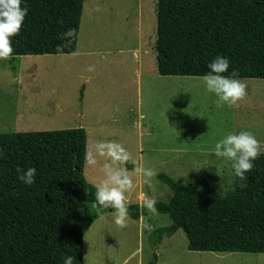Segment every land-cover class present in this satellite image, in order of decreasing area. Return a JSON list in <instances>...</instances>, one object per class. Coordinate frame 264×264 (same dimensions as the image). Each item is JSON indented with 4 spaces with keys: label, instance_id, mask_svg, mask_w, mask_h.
I'll use <instances>...</instances> for the list:
<instances>
[{
    "label": "trees",
    "instance_id": "obj_1",
    "mask_svg": "<svg viewBox=\"0 0 264 264\" xmlns=\"http://www.w3.org/2000/svg\"><path fill=\"white\" fill-rule=\"evenodd\" d=\"M84 3L23 0L28 14L7 58L76 53ZM156 17L161 76L201 77L223 55L236 78L264 79V0H158ZM68 29L73 36L62 37ZM87 142L84 128L0 133V264H61L63 254L83 264L85 234L112 212L94 203L96 186L84 171ZM28 167L36 169L31 186L18 178V169ZM158 179L172 197L154 207L171 225L148 236L154 251L146 264H158V246L178 230L189 251L264 254V154L225 194L205 179L196 189L166 174ZM125 204L134 220L149 211L138 202Z\"/></svg>",
    "mask_w": 264,
    "mask_h": 264
},
{
    "label": "rangeland",
    "instance_id": "obj_2",
    "mask_svg": "<svg viewBox=\"0 0 264 264\" xmlns=\"http://www.w3.org/2000/svg\"><path fill=\"white\" fill-rule=\"evenodd\" d=\"M157 2L85 0L76 53L0 59V133L84 128L87 154L97 142H119L130 155L123 166L132 180L125 192L132 193V203L138 194L143 204L148 196L170 202L171 189L160 174L193 189L205 179L220 194L232 190L230 162L211 150L229 132L247 130L264 154V79H241L246 95L217 107L199 77L161 76ZM194 162L201 169H193ZM103 163L85 162L86 179L96 187L106 178ZM138 167L155 172L149 183ZM141 221L152 225L141 229L146 264L154 251L148 236L171 221L150 211ZM98 236L93 223L84 236L87 251ZM187 246L183 230L164 236L158 264H264V254L193 252Z\"/></svg>",
    "mask_w": 264,
    "mask_h": 264
},
{
    "label": "clouds",
    "instance_id": "obj_3",
    "mask_svg": "<svg viewBox=\"0 0 264 264\" xmlns=\"http://www.w3.org/2000/svg\"><path fill=\"white\" fill-rule=\"evenodd\" d=\"M23 0H0V59L7 58L13 52L12 38L20 33L28 9L22 7ZM74 30L68 29L62 33V37L71 38ZM230 60L223 55L215 56L207 65L208 71L199 77L207 93L216 97L214 101L217 107L221 105H235L245 95L246 85L236 78V72H229ZM91 71V68H89ZM227 73V75L225 74ZM212 153L216 158L229 161L232 174L240 180L245 179V174L254 167V161L259 156V142L256 137L247 130L229 132L214 143ZM97 158L104 160L103 170L105 180L96 187L94 203L103 209H112L111 217L115 224L121 225L128 218V208L125 204V192L131 187L132 180L127 169L123 166L130 159L126 148L119 142L100 141L93 146V152L86 155V162L95 166ZM193 169L199 168L194 162ZM19 180L27 186L34 183L36 169L28 167L19 170ZM137 173H142L145 183L155 175L151 168H136ZM161 195H163L161 193ZM154 201L148 199L144 206L151 212L157 210ZM143 227L151 230L152 225L145 223ZM85 239V238H84ZM84 264H93L88 254L83 258ZM61 264H73L71 255H61Z\"/></svg>",
    "mask_w": 264,
    "mask_h": 264
},
{
    "label": "crops",
    "instance_id": "obj_4",
    "mask_svg": "<svg viewBox=\"0 0 264 264\" xmlns=\"http://www.w3.org/2000/svg\"><path fill=\"white\" fill-rule=\"evenodd\" d=\"M131 194L125 196V202H131L129 198ZM140 196L144 198L143 194H138L135 202L138 201L140 205H143ZM141 219L134 220L128 216L127 225H117L113 222L111 213L103 215L94 222L98 224L99 236L93 241L88 251L84 242L83 258L88 254L93 264H143L144 243L141 238L143 227Z\"/></svg>",
    "mask_w": 264,
    "mask_h": 264
},
{
    "label": "water",
    "instance_id": "obj_5",
    "mask_svg": "<svg viewBox=\"0 0 264 264\" xmlns=\"http://www.w3.org/2000/svg\"><path fill=\"white\" fill-rule=\"evenodd\" d=\"M147 199H150V197L148 196Z\"/></svg>",
    "mask_w": 264,
    "mask_h": 264
}]
</instances>
